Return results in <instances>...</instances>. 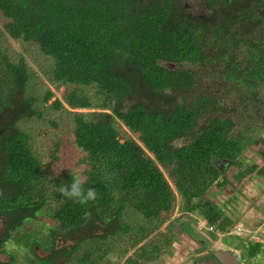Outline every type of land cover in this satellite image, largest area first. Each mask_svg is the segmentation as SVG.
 <instances>
[{
	"label": "trees",
	"instance_id": "trees-1",
	"mask_svg": "<svg viewBox=\"0 0 264 264\" xmlns=\"http://www.w3.org/2000/svg\"><path fill=\"white\" fill-rule=\"evenodd\" d=\"M263 4L205 22L192 18L182 0H0V249L42 212L65 235L89 231L91 244L80 257L88 264H113L111 250L123 255L134 246L121 264H155L190 231L191 214L227 231L231 220L204 195L226 186L217 162L238 163L250 144L264 148L262 136L250 137V120L238 129L240 114L225 104L237 98L233 84L240 105L264 111ZM7 37L52 61L49 75L65 87L67 108L59 100L50 108L71 116L72 145L84 155L77 174H48L18 127L41 115L25 95V57ZM117 124L137 141H121ZM74 175L97 190L95 201L81 205L61 195ZM177 196L182 214L175 218ZM165 223L174 232L142 243ZM250 246L240 250L248 263L256 249ZM76 248L51 246L41 258L65 264Z\"/></svg>",
	"mask_w": 264,
	"mask_h": 264
},
{
	"label": "rangeland",
	"instance_id": "rangeland-1",
	"mask_svg": "<svg viewBox=\"0 0 264 264\" xmlns=\"http://www.w3.org/2000/svg\"><path fill=\"white\" fill-rule=\"evenodd\" d=\"M182 2L192 18L205 22H210L211 19L215 20L216 16L218 17L220 14H238L241 7L248 4L256 5V0H235L234 2L217 0V4L212 8L206 0H182ZM257 10L264 17V4ZM1 24L0 21V28ZM7 40L16 52L25 57L31 74L25 95L27 98L35 99L36 106L34 108L41 115L40 118L21 120L18 127L21 126L28 132L30 145L48 174L51 176L77 174L84 169V165H81L84 155L72 145L71 116L66 111L55 112L50 108L54 100H59L67 108L63 103L65 87L54 84L49 75L52 61L44 57L36 46L20 44L9 37ZM226 49L228 50V47ZM182 65L170 64L169 66L178 68ZM185 67H189V65H185ZM229 86H231L229 90L236 92L235 96L238 98L240 95L236 88L233 84ZM49 94H51L50 97ZM45 98H47L46 101ZM237 98L232 95L231 98L225 100V104L240 114L238 129H243L246 120L249 119L252 125L250 137L254 140L256 136L258 138L262 136L264 141V132L262 131L264 111L258 106L251 107V104L244 107L238 103ZM70 111L86 112L90 110L75 109ZM116 128L119 130L121 141L127 139L137 141V135L131 133L122 124H117ZM237 162L231 165L225 160L217 162V168L225 174L226 186L221 190L213 186L204 195L206 199L215 204L214 206L221 215L231 220L232 224L229 229H226L225 232L216 230L214 226L206 225L203 218L193 214L187 215L190 218L187 220L190 231L172 240L171 246L162 251V255L155 264H191L198 256L218 250H230L239 256V261L246 264H264V148L261 145H248ZM180 214H182L181 201L177 196L176 211L173 216L176 218ZM132 219L131 212L126 211L124 220L130 222ZM167 225L168 223L161 225L142 243L150 239H158L159 234L162 237L169 236L174 231L171 232L166 227ZM103 229L101 227L97 231L100 233ZM1 230L0 228V239ZM111 230L109 227L106 231ZM88 234L89 231L65 235L52 218L45 216L43 212L38 213L35 219L25 220L24 224L12 233L11 239L2 246L0 264H53L44 263L41 258L50 252L51 246L68 249L74 245L77 246V253L71 257L70 262L65 264H88L85 259L80 258L83 257L82 251L88 244H91V239L85 238ZM241 246H243L244 253H247L249 246L253 251L256 248L255 257L251 262H246L244 255L240 253ZM135 249L136 246L123 255H120L121 251L119 250H111L110 261L113 264H121L131 256ZM121 250L124 249L121 248Z\"/></svg>",
	"mask_w": 264,
	"mask_h": 264
},
{
	"label": "clouds",
	"instance_id": "clouds-1",
	"mask_svg": "<svg viewBox=\"0 0 264 264\" xmlns=\"http://www.w3.org/2000/svg\"><path fill=\"white\" fill-rule=\"evenodd\" d=\"M84 181L79 175H74L70 184H65L60 188L61 195L76 204H87L98 198L97 190L94 187H84ZM86 217L88 213H85ZM234 254V253H233ZM239 257L238 255L234 254Z\"/></svg>",
	"mask_w": 264,
	"mask_h": 264
},
{
	"label": "water",
	"instance_id": "water-1",
	"mask_svg": "<svg viewBox=\"0 0 264 264\" xmlns=\"http://www.w3.org/2000/svg\"><path fill=\"white\" fill-rule=\"evenodd\" d=\"M193 264H241L237 256L230 250H218L213 252V257H203Z\"/></svg>",
	"mask_w": 264,
	"mask_h": 264
},
{
	"label": "flooded vegetation",
	"instance_id": "flooded-vegetation-1",
	"mask_svg": "<svg viewBox=\"0 0 264 264\" xmlns=\"http://www.w3.org/2000/svg\"><path fill=\"white\" fill-rule=\"evenodd\" d=\"M203 257H207V258H208V257H213V252H208L207 254H204V255H202V256H201V255L198 256V257H197V258H196L191 264L195 263V262L198 261V260L200 261V259L203 258ZM240 263H241V264H246V263H244V262H242V261H240Z\"/></svg>",
	"mask_w": 264,
	"mask_h": 264
}]
</instances>
